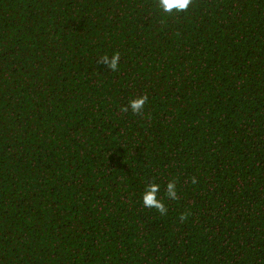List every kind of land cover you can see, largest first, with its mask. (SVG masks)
I'll list each match as a JSON object with an SVG mask.
<instances>
[{"label": "trees", "instance_id": "obj_1", "mask_svg": "<svg viewBox=\"0 0 264 264\" xmlns=\"http://www.w3.org/2000/svg\"><path fill=\"white\" fill-rule=\"evenodd\" d=\"M157 4L0 0V264H264V0Z\"/></svg>", "mask_w": 264, "mask_h": 264}, {"label": "clouds", "instance_id": "obj_2", "mask_svg": "<svg viewBox=\"0 0 264 264\" xmlns=\"http://www.w3.org/2000/svg\"><path fill=\"white\" fill-rule=\"evenodd\" d=\"M192 0H158V8L163 13L186 12ZM101 61L108 65L110 70H117L120 62V53H113L111 56H104ZM148 101L147 95L139 96L135 99L129 100L128 104L122 109L123 112L131 110L133 114H142L144 107ZM160 185L152 183L146 186L145 191L142 193V203L145 208H154L158 213L163 216L166 215L168 209L165 206L164 200L158 198ZM165 196L169 200L176 201L179 199L177 184L175 180H170L165 186ZM187 213L182 214L179 218L181 221L186 219Z\"/></svg>", "mask_w": 264, "mask_h": 264}]
</instances>
